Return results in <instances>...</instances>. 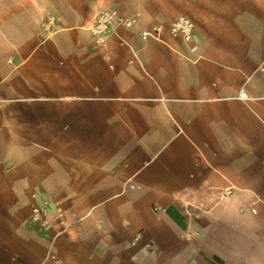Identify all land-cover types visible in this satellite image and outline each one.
I'll return each instance as SVG.
<instances>
[{
  "label": "crops",
  "instance_id": "crops-1",
  "mask_svg": "<svg viewBox=\"0 0 264 264\" xmlns=\"http://www.w3.org/2000/svg\"><path fill=\"white\" fill-rule=\"evenodd\" d=\"M0 264H264V0H0Z\"/></svg>",
  "mask_w": 264,
  "mask_h": 264
},
{
  "label": "built area",
  "instance_id": "built-area-1",
  "mask_svg": "<svg viewBox=\"0 0 264 264\" xmlns=\"http://www.w3.org/2000/svg\"><path fill=\"white\" fill-rule=\"evenodd\" d=\"M52 22V18L49 19L48 24ZM137 23L136 16H123L116 11L103 10L96 14L94 21L92 23L90 32L94 38L97 45L103 46L109 35L113 32L115 28H131ZM164 28L161 25H155L150 29L143 30L141 32V37L143 40H154L157 42H162V34ZM194 32L193 22L185 17L179 16L174 21L171 22L168 27V33L172 38H179L186 44L192 43ZM197 50L196 45L191 46V51L195 52ZM244 94L241 93L240 97ZM31 223L37 225L41 230H47L50 226L48 220V210L47 203L43 202L41 204L33 203L31 209ZM139 238L136 235L134 241Z\"/></svg>",
  "mask_w": 264,
  "mask_h": 264
},
{
  "label": "rangeland",
  "instance_id": "rangeland-1",
  "mask_svg": "<svg viewBox=\"0 0 264 264\" xmlns=\"http://www.w3.org/2000/svg\"><path fill=\"white\" fill-rule=\"evenodd\" d=\"M30 218H31V216H30ZM29 223H31V220L29 219ZM31 224H33V223H31ZM42 231H44V230H42ZM134 242V239L132 240V243ZM131 245H134V244H131Z\"/></svg>",
  "mask_w": 264,
  "mask_h": 264
}]
</instances>
